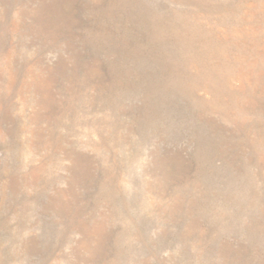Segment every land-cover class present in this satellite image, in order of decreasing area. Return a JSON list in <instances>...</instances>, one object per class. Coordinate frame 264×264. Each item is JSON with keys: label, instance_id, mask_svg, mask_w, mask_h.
<instances>
[{"label": "rangeland", "instance_id": "374dc122", "mask_svg": "<svg viewBox=\"0 0 264 264\" xmlns=\"http://www.w3.org/2000/svg\"><path fill=\"white\" fill-rule=\"evenodd\" d=\"M0 264H264V0H0Z\"/></svg>", "mask_w": 264, "mask_h": 264}]
</instances>
